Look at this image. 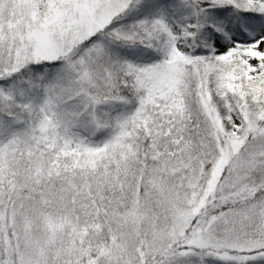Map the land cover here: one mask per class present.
I'll list each match as a JSON object with an SVG mask.
<instances>
[{
  "label": "snow or ice",
  "instance_id": "1",
  "mask_svg": "<svg viewBox=\"0 0 264 264\" xmlns=\"http://www.w3.org/2000/svg\"><path fill=\"white\" fill-rule=\"evenodd\" d=\"M0 264H264V0H0Z\"/></svg>",
  "mask_w": 264,
  "mask_h": 264
}]
</instances>
